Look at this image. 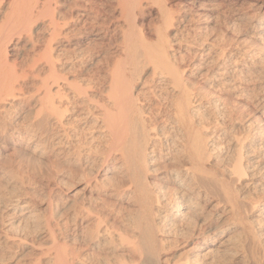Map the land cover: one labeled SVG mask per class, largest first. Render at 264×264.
Returning <instances> with one entry per match:
<instances>
[{
    "label": "bare ground",
    "instance_id": "bare-ground-1",
    "mask_svg": "<svg viewBox=\"0 0 264 264\" xmlns=\"http://www.w3.org/2000/svg\"><path fill=\"white\" fill-rule=\"evenodd\" d=\"M0 134L101 162L63 221L0 195V264L42 225L36 264H264V0H0Z\"/></svg>",
    "mask_w": 264,
    "mask_h": 264
},
{
    "label": "rangeland",
    "instance_id": "rangeland-1",
    "mask_svg": "<svg viewBox=\"0 0 264 264\" xmlns=\"http://www.w3.org/2000/svg\"><path fill=\"white\" fill-rule=\"evenodd\" d=\"M148 1H150V0H148ZM96 3H98V2H96ZM101 7L104 8V10L106 11V13L108 12L109 14H111L109 11H112L113 6L110 3H108V4L107 3L106 4L103 3L101 5ZM222 11H224V9ZM221 15H222V17L216 19V22L214 21V23L211 24V26L214 27L213 28L214 29V32L213 33L215 35L222 36V35L225 34L224 36H225L226 39H230V37H231L233 40L235 39L234 41H237L238 40L239 42L237 41V43H241V44L246 43L245 41H247L248 42L247 44H249V40H250V44H251L252 39H249L248 38L250 36L249 35L247 36L246 33H248V31L246 32V28L243 29V28L240 27V29L238 28L235 31H233L235 33H233V32L231 33V31H228V27H227L228 26V21H229L228 19L229 18L223 16V14H221ZM146 18H147L146 24H148L146 26L149 27L148 29H150V31L152 32L153 31V28H155L158 25V20L156 19L157 16H155V15H154V17H152V16L149 17L148 16ZM250 38H252V37H250ZM114 44H115L114 46H116L117 42H115ZM97 48H98L97 50L95 49L94 51H92V53H94V56H95V54H97L96 51H100L101 52L102 49H104V50L107 49L105 47L104 48H101V50L99 49V47H97ZM111 48H112V46L110 47V49ZM115 60H116V58L112 59L113 62ZM98 73L99 72H96L97 75H98ZM222 94H224V95H226V97H228V100L227 101L229 103H231V105H232V103L234 104V106H240L241 103L248 104V102H245L242 99L243 97L241 98V97L238 96V99H237V95H234V94H231V93H226L225 94L223 92H222ZM227 94H229V95H227ZM235 97H236V99H235ZM239 98H241V99H239ZM248 109H250V108H248ZM248 109H246L247 111L245 112V116H246L245 120L251 119L256 114V112L253 110V108H251L250 110H248ZM236 132H237V130H236ZM24 146L25 145H23L21 143L14 144V142H12L10 136H5L4 134H2V135L0 134V152L2 154L1 156L3 157V158H1V163L3 164V162H4L5 163V164H3V165H5L4 167L5 168L6 167L8 168V169L6 168V170H7V174L5 175L6 178H3V180L0 182V192H1L0 195H6L8 193L15 192V191L17 192L18 190L19 191H26L28 193H32V196H33L32 197L33 198L32 199V204L34 203L33 204L34 213L36 214L37 218L41 222V220L43 218L42 215H44L46 213V210L48 209V203H49V199L47 198L48 197L47 196V193H48V189H49L48 187H50L49 185L54 186V184L55 185L57 184L56 188L54 187L55 193L52 194V199H50V201L52 202V208H53L54 212L57 213L55 215L56 217L54 216L53 219H56L55 222H57V221H60L61 219H62L61 221L65 220L66 217L69 218V216L72 215V213L74 211H76V209L78 210V207L82 203V200L81 201L79 200V199H81L80 198L81 195H80V193H77V191L80 190V188H83L84 186L83 185L81 186L80 185L81 183L78 184V182H79L78 177H79V179H80L81 176L87 177V178H90L92 176L94 177V175L97 173V170L99 169L98 166H100V163L101 162L100 163H97L94 167H90V169L88 167H85L84 168L85 163L82 162L83 160L82 161L80 160V162L79 161H77V162L76 161L68 162V161H66V157L63 156V154H61L59 157L57 156V158H56V156H54L53 152H50L52 150H49V149H45L44 150L43 148H39V150H37V148L33 149L34 148L33 145H30L29 148L28 147L27 148H24ZM32 150H35V152H33ZM47 150H49V151H47ZM46 151H47V153H46ZM15 154H16V156H15ZM49 154H51V155H49ZM9 156H10V158H9ZM4 159H6V160H4ZM17 161H18V163H17ZM6 163H8V164L6 165ZM53 163H54V165H55V163L57 164V165H55L56 166V169L55 170H54V167L55 166L53 165ZM81 163H84V164L81 165ZM173 164L171 163V161L163 162V164L161 163L162 166L163 165H168L167 166L168 168H171L173 166ZM8 170H9V172H8ZM35 174H38V176H36ZM40 174H42V175H40ZM28 176L30 178H28ZM35 176H36V178H34ZM17 177H19V178H17ZM23 177H24V180L25 181L23 180ZM31 177L34 178V179H32ZM38 177H40V178H38ZM12 178H15L17 180L12 179ZM21 179L24 181V184L25 185L24 184H20L21 182H23ZM29 179H31L32 183H31V181ZM40 179H42V181ZM106 180H108V181H106ZM11 181H13V182H11ZM27 181H29L30 183L27 182ZM36 181H37L38 184L37 183L35 184ZM69 181L70 182H73L74 183V186L76 188H74V187H73L74 189L73 188H69V186L66 185V182H69ZM104 181L109 182L111 180L108 179V177H107V178L104 179ZM8 183H10V185H8ZM21 185H22V187H21ZM4 186H5V188H4ZM24 187H25V189H24ZM4 190H6V191H4ZM250 193H251V191H248V193L246 192L245 195L248 194L246 197H249ZM29 195H31V194H29ZM38 197H39V199H38ZM35 201H36V203H35ZM73 201L76 204L73 203ZM70 205H71V207H70ZM64 208H65V211H64ZM61 213L63 215H61ZM65 214L67 216H65ZM33 224H36V223H32V225ZM42 227L43 228L40 230V233H38V237L37 236H34L32 234L34 236L33 237L31 235L30 230L27 231L26 235L27 236L29 235L28 236L29 238L27 237L28 238L27 239V242L28 241L30 242V240H33L32 241L33 243H31V242H30V244L27 243V244L30 245L29 247H27L28 250L26 248L25 249L24 248H21V249L18 248L17 249V252L18 253L17 252L15 253V255L17 254L16 257L14 255H11L13 251L12 252L10 251V253L8 252L7 258L8 259H11V260L13 259L12 260L13 262L11 260H8L7 263L9 261L12 262V263H8V264H16L17 263V258L19 259V257H21V256L23 258L21 257V259H19L20 261L18 260V263H20V264H36V262H37L36 259H38V255H37L38 252H41L42 250L45 251L46 249H49V247H50V241H48V239L45 240L47 238V236H45L46 235V233H45L46 229H44V226L43 225H42ZM82 234L81 235L83 237L84 236V233H82ZM32 245H33V247H35L34 249L31 247ZM105 253L106 252H101V253H99L100 255L99 254H95V258H98V257H107V253L106 254ZM14 259H15V261H14Z\"/></svg>",
    "mask_w": 264,
    "mask_h": 264
}]
</instances>
